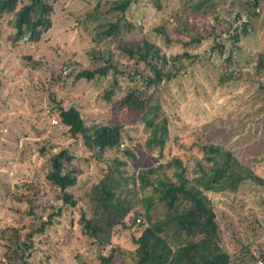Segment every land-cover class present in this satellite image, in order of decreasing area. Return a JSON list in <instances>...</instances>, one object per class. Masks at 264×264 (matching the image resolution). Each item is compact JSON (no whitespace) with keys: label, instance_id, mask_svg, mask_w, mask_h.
I'll use <instances>...</instances> for the list:
<instances>
[{"label":"rangeland","instance_id":"1","mask_svg":"<svg viewBox=\"0 0 264 264\" xmlns=\"http://www.w3.org/2000/svg\"><path fill=\"white\" fill-rule=\"evenodd\" d=\"M51 1L52 26L38 44L21 39L14 46V30L8 22L12 14H4L0 19V228L18 226L22 233L30 229L27 209L19 200L26 183L30 185L27 193L37 195L40 205L47 208L54 202V189L44 179L43 171L47 168L48 154L58 145L68 146L75 155L71 166L76 182L69 190L78 198V205L86 207L87 215L90 214V187L103 170L101 166L110 163L114 153L86 148L83 137L72 140L66 136L56 114L58 105L78 107L88 129L100 123L123 124V133H128L130 138L119 145V154L125 147L130 148L142 163L148 160L156 165L165 162V158L178 156L192 166L194 157H202L198 143H213L231 151L264 179V79L254 74L253 68L247 72L249 66H243L241 80L233 83L230 79L227 84L218 81L219 71L228 65L222 61L230 51L233 65L238 58L240 64H247L250 56L264 52V2L257 8L258 15L252 16L248 32L240 34L235 43L224 41L219 54L209 49L212 40L207 36L194 50L203 56L189 63L186 60L179 75L157 85V98L163 116L169 120L170 137L163 148L156 145L150 151L149 132L144 123L128 114L126 108L114 110L121 92L125 91L123 88L109 103L102 97L105 79L75 80L74 73L70 72L90 67L93 60L90 53L98 51L105 55L111 52L113 58L122 62L127 60L119 46L137 43L141 36L150 39L161 53L170 55L182 51L183 41L190 37L187 31L175 33L176 21L171 15L189 0H168L169 8L159 14L147 0H137L121 17L131 29L123 30L119 39L101 34L103 24L107 26L109 20L117 19L115 14L105 13L111 0ZM224 5L232 13L253 9L245 0H224ZM208 19L194 21L191 32L211 33L213 22L212 18ZM157 29L164 31L170 41L163 42ZM129 83L125 82L122 87ZM43 139H47L49 146H55L45 154L38 148L44 145ZM160 153L162 157L158 159ZM91 157L92 160L98 157L96 165ZM133 164L131 161L132 167ZM139 168L136 166L135 172ZM7 186L11 191L8 194L5 193ZM240 187L235 195L229 192L211 195L222 244L235 257H248V264H264V187L251 180ZM139 195L151 196L152 188L140 185ZM62 217L56 219L45 235L34 237L32 264H99L95 257L97 245L90 244L91 239L80 234L75 221L73 225L68 224V220L77 219V209ZM138 229L135 223L129 228L117 225L112 230L111 241L132 249V236ZM0 259V264H5V257L0 255Z\"/></svg>","mask_w":264,"mask_h":264},{"label":"trees","instance_id":"2","mask_svg":"<svg viewBox=\"0 0 264 264\" xmlns=\"http://www.w3.org/2000/svg\"><path fill=\"white\" fill-rule=\"evenodd\" d=\"M245 1L252 10L232 13L224 5V0H189L191 5L187 2V5L176 8L171 15L176 21L173 29L175 33L187 31L190 37L183 41L180 52L170 55L161 53L150 39L141 36L137 43L119 46L127 60L122 62L119 58H113L111 52L105 55L98 51L97 54L90 53L93 59L90 67L70 73H74L75 80L90 81L95 77L105 79L102 97L109 103L123 88L125 91L121 92L114 110L126 108L128 114L144 123L149 132L147 147L150 151L156 145L163 148L170 137L169 120L163 116L157 98V85L179 75L186 60L189 63L203 56L194 50L207 36L212 40L209 49L220 54L224 41L235 43L240 34H246L252 16L258 15L257 8L264 0ZM134 2L137 0L109 2L105 13L115 14L117 19H111L107 26H101L103 37L119 39L123 30L130 31L131 26L122 22L121 17ZM147 3L158 14L169 8L168 0H147ZM188 7H191V12L185 14ZM53 12L51 0H0V19L4 14H12L8 22L14 30V46L21 39L38 44L52 26ZM208 18H212L213 22L211 33L191 32L194 21L204 19L207 22ZM157 32L163 36V42L170 41L164 31L157 29ZM231 52L222 61L228 65L219 71V83L230 79L233 83L241 80L243 66H249L247 72L253 68V73L264 79V52L250 56L247 64H240L238 58L234 65L230 64L233 60ZM127 81L130 83L122 87ZM56 110L66 136L72 140L83 137L86 148L94 147L102 153L111 152L114 157L105 167L101 166L103 170L95 176L97 181L90 187V214L87 215L86 207H80L78 198L69 190L76 182L71 166L75 155L68 146H49L47 139H43L44 145L38 147L41 154L55 147L48 154L47 168L43 171L44 179L54 189V202L47 210L45 205L38 203L37 195L27 193L30 185H24L23 197L19 200L27 209L30 229L22 233L18 226L0 228V255L5 257V264H32L30 258L34 252V237L45 235L57 218L63 219V215L74 209H77L78 217L68 220V224L73 225L75 221L80 234L91 239L90 244L97 245L99 250L95 257L99 264H248V257H235L223 246L211 199V195L217 192L235 195L245 181L251 180L264 187V179L246 163H241L231 151L213 143H198L202 157H194L192 166L186 165L178 156L165 158V162L156 165L148 160L142 163L141 158L130 148L125 147L119 154V145L130 138L128 133H123V124L100 123L88 129L80 109L75 105H58ZM161 157L162 153L158 159ZM93 158L91 160L96 165L98 157ZM151 158L157 160V156ZM136 166H140L137 172ZM140 185L150 186L152 195L141 197ZM9 191L7 186L5 193ZM139 205L141 208H137ZM131 211L134 213L129 215ZM127 215L130 223L126 219ZM133 223L138 225L139 232L132 236V249L111 241L115 226L129 228Z\"/></svg>","mask_w":264,"mask_h":264}]
</instances>
